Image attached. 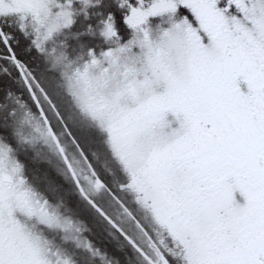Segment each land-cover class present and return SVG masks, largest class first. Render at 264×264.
I'll return each mask as SVG.
<instances>
[{
    "label": "snow or ice",
    "instance_id": "snow-or-ice-1",
    "mask_svg": "<svg viewBox=\"0 0 264 264\" xmlns=\"http://www.w3.org/2000/svg\"><path fill=\"white\" fill-rule=\"evenodd\" d=\"M0 264H264V0H0Z\"/></svg>",
    "mask_w": 264,
    "mask_h": 264
},
{
    "label": "rangeland",
    "instance_id": "rangeland-1",
    "mask_svg": "<svg viewBox=\"0 0 264 264\" xmlns=\"http://www.w3.org/2000/svg\"><path fill=\"white\" fill-rule=\"evenodd\" d=\"M99 159H100V160H99ZM101 161H102V163H101ZM96 163H97V166H98L102 171H108L107 162H106L104 156L100 158V154H97Z\"/></svg>",
    "mask_w": 264,
    "mask_h": 264
},
{
    "label": "flooded vegetation",
    "instance_id": "flooded-vegetation-1",
    "mask_svg": "<svg viewBox=\"0 0 264 264\" xmlns=\"http://www.w3.org/2000/svg\"><path fill=\"white\" fill-rule=\"evenodd\" d=\"M241 87L243 90V85ZM234 196L238 202L243 203V199H242V197H240L239 193H235Z\"/></svg>",
    "mask_w": 264,
    "mask_h": 264
},
{
    "label": "trees",
    "instance_id": "trees-1",
    "mask_svg": "<svg viewBox=\"0 0 264 264\" xmlns=\"http://www.w3.org/2000/svg\"><path fill=\"white\" fill-rule=\"evenodd\" d=\"M98 154H100V158L104 156L103 152H99ZM105 158V157H104ZM100 160V159H99ZM102 163V161H101Z\"/></svg>",
    "mask_w": 264,
    "mask_h": 264
}]
</instances>
